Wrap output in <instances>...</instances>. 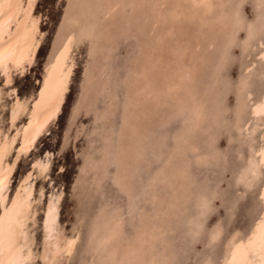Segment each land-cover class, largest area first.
Segmentation results:
<instances>
[{"label":"rangeland","instance_id":"374dc122","mask_svg":"<svg viewBox=\"0 0 264 264\" xmlns=\"http://www.w3.org/2000/svg\"><path fill=\"white\" fill-rule=\"evenodd\" d=\"M30 21L33 63L10 82L0 70L1 143L42 100L64 35L77 39L60 114L7 156L8 199L30 174L24 264H229L264 208V0H36Z\"/></svg>","mask_w":264,"mask_h":264},{"label":"bare ground","instance_id":"6f19581e","mask_svg":"<svg viewBox=\"0 0 264 264\" xmlns=\"http://www.w3.org/2000/svg\"><path fill=\"white\" fill-rule=\"evenodd\" d=\"M25 1L0 0V70L6 74L7 82L11 81L14 71L21 70L22 73L27 65L30 66L33 63L43 37L42 32L35 27L37 23H33L34 20L33 22L30 21L36 0H29L26 5ZM91 25H93L91 22L84 23L81 28V35H87ZM64 37V41H61L62 44L47 66L42 100L29 114L24 128L19 130L21 135L20 154L26 155V152L33 148L49 124L53 120L55 121L60 114L65 102L73 71V64L70 62L71 51L73 43L77 39V33L75 30H71ZM262 54L264 56V52ZM23 104L25 103H22L17 97L13 109L10 108L13 124L21 113L20 111L25 109ZM253 111L256 114L264 113V96L254 105ZM19 131L9 137L7 142H0V264H24L26 258L31 255L30 250L24 251L22 241L24 225H26L31 211L30 197L32 192L27 187L30 174L26 176L19 188L13 191L8 199L10 177L14 167L8 163L7 156L18 138ZM258 151L260 162L264 165V145ZM43 166V169L46 168L45 164ZM261 196L264 204V184L261 189ZM57 209L56 201L51 197L44 215V223L49 231L57 219ZM72 246L73 241L69 240L63 248L71 250ZM61 249L62 247L57 245L55 253L61 252ZM227 260L229 264H264V208L249 235L233 243Z\"/></svg>","mask_w":264,"mask_h":264},{"label":"snow or ice","instance_id":"6c2138e0","mask_svg":"<svg viewBox=\"0 0 264 264\" xmlns=\"http://www.w3.org/2000/svg\"><path fill=\"white\" fill-rule=\"evenodd\" d=\"M62 171V170H61Z\"/></svg>","mask_w":264,"mask_h":264}]
</instances>
